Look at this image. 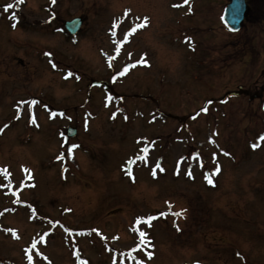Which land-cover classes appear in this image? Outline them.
<instances>
[{
  "label": "rangeland",
  "instance_id": "1",
  "mask_svg": "<svg viewBox=\"0 0 264 264\" xmlns=\"http://www.w3.org/2000/svg\"><path fill=\"white\" fill-rule=\"evenodd\" d=\"M228 1L0 0V264H264V19Z\"/></svg>",
  "mask_w": 264,
  "mask_h": 264
},
{
  "label": "water",
  "instance_id": "2",
  "mask_svg": "<svg viewBox=\"0 0 264 264\" xmlns=\"http://www.w3.org/2000/svg\"><path fill=\"white\" fill-rule=\"evenodd\" d=\"M244 12V0H231L230 3L226 5L222 16V22L229 31L235 32L239 29ZM64 26L71 35H74L77 33L81 26V20L73 19L69 22H66ZM97 83L100 84V82ZM233 95H237V93H233ZM67 135L69 137H72L75 135V131L73 129H69Z\"/></svg>",
  "mask_w": 264,
  "mask_h": 264
},
{
  "label": "snow or ice",
  "instance_id": "3",
  "mask_svg": "<svg viewBox=\"0 0 264 264\" xmlns=\"http://www.w3.org/2000/svg\"><path fill=\"white\" fill-rule=\"evenodd\" d=\"M51 2L54 4V3H55V0H51ZM189 2H190V0H183V5H188ZM16 3H17V4H23V3H24V0H16ZM183 5H173V6H174V7H181V6H183ZM11 8H13V4H12V3H8V4L4 7L3 11H4V12H7V11H8L9 9H11ZM190 11H191V8H189V12H190ZM10 18H11V19H15V18H16L15 14H13V16L10 17ZM144 21H145V25H146V23H147V18H144ZM145 25H137L136 27H143V26H145ZM13 27H15V24H13ZM135 30H136V29L133 28V29H132V32H135ZM131 34H132V33L130 32V33H128L127 35H131ZM125 39H127V36L125 37ZM46 55H49V56H50L51 54H50V53H46ZM138 63L146 64L147 62H146V60H144L143 58H141V59L138 61ZM52 67L55 68L56 65L53 64ZM124 71L126 72V71H127V68H125ZM72 75H73V73H71V72L68 73V76H72ZM77 79H78V77H77ZM33 103H35V102L33 101ZM201 111H202L203 113H207V112H208V108H202ZM193 119H195V117H193ZM33 122H35V121H33ZM260 139L264 140V136H262ZM256 146H257L256 144L253 145L254 148H255ZM72 147L75 148V147H77V145H73ZM69 152H71V149H69ZM225 155H227V153H225ZM161 171H163V169H161ZM217 171H219V168H218V167H217ZM128 174L131 175V172L129 171ZM152 174H153V176H155V171H153ZM188 175L191 176V173H188ZM205 178L207 179V181H208L209 184H212V183H213L212 179H211L209 176H206ZM175 215H177V216L182 215V212H180V213H176ZM151 219H152V218L150 217V218L148 219V221H147V223H149V226H150ZM140 235H141V237H144L146 234L143 233V232H141ZM33 247H35V245H33ZM150 257H151V253H149V258H150ZM31 259H32V257L29 256V261H30V262H31Z\"/></svg>",
  "mask_w": 264,
  "mask_h": 264
},
{
  "label": "flooded vegetation",
  "instance_id": "4",
  "mask_svg": "<svg viewBox=\"0 0 264 264\" xmlns=\"http://www.w3.org/2000/svg\"><path fill=\"white\" fill-rule=\"evenodd\" d=\"M248 2H249V0H246L247 5H248ZM253 91L255 92L256 89L254 88ZM223 254H224V259H226V257H227L228 260H231V258H229L230 255H231V257H236L237 259H239L240 260V264H242V262H243V264L246 263V261L244 259L240 258V252L238 251V249H234V250L227 249V251H224ZM48 264H50V259H49Z\"/></svg>",
  "mask_w": 264,
  "mask_h": 264
}]
</instances>
